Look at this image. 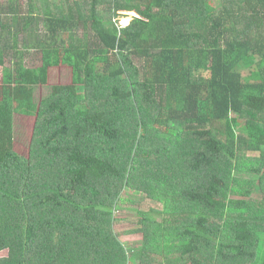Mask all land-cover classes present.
I'll use <instances>...</instances> for the list:
<instances>
[{
    "label": "trees",
    "instance_id": "obj_1",
    "mask_svg": "<svg viewBox=\"0 0 264 264\" xmlns=\"http://www.w3.org/2000/svg\"><path fill=\"white\" fill-rule=\"evenodd\" d=\"M27 5L0 0V264H264V199L238 185L264 189V160L237 156L264 155V0ZM55 66L70 83L35 101Z\"/></svg>",
    "mask_w": 264,
    "mask_h": 264
},
{
    "label": "rangeland",
    "instance_id": "obj_2",
    "mask_svg": "<svg viewBox=\"0 0 264 264\" xmlns=\"http://www.w3.org/2000/svg\"><path fill=\"white\" fill-rule=\"evenodd\" d=\"M27 1L28 0H13L14 9L16 10L18 14L22 15L21 13L27 12L28 10ZM111 13L112 15L116 14V16H113L114 17L113 23L116 26H121V24H123L122 26H126L132 20V18H130L128 23L124 24L122 17L119 15L120 10L114 11V9H112ZM4 21H8V19L5 18ZM19 42H18L17 47L20 44ZM8 43H11V40H8L7 44ZM5 63L7 65L10 63V57L9 59L5 57ZM24 63L30 66L41 63L40 53L37 51H33V52L26 51L24 54ZM70 80H71V77H70L69 68H63L60 66L50 67L48 83L46 85H39L35 88V92H34L35 101H39L41 98H44L45 96H47L52 90V88H54L55 86L57 87L63 84H69ZM26 128L27 127L24 126L23 124L17 123L16 127L14 126V132L11 134V137L9 139L11 140V143L14 144V147L18 150H22L29 145V136L28 134H26L27 133ZM237 156L239 157L242 156L244 158L249 157V159L251 160V163L254 166H256L260 162V160H264V155L260 154L259 152H252L249 150H246V151L238 150ZM252 164H248L249 167H252L253 166ZM241 172L243 173V171ZM254 174H256L257 177H254L251 174L247 173V176L245 177V182L238 183V185H241L242 187H250V189L252 190V196L254 200L259 202L260 200L264 199V189L259 185V182H258L259 174L258 173H254ZM242 175H246V174H242ZM249 177L252 179H255L254 182L251 184L247 182V179ZM121 196H123L124 200L120 202L121 204L119 205L117 210L114 211L115 218H116V224L118 225L115 228H116V231L120 234L119 235V237L121 238L120 240L124 243L126 248H129L131 246H137L141 242V234L127 233V230H129L130 227H132V224L136 222V219L134 218L135 211L131 208V206H135V205L132 203V201H129L128 199L136 200V199H141V197L138 195H134L130 190H124L121 193ZM130 214H133V216L131 215L130 217H127ZM122 232H124L125 234H122ZM0 255H5V251H2Z\"/></svg>",
    "mask_w": 264,
    "mask_h": 264
},
{
    "label": "clouds",
    "instance_id": "obj_3",
    "mask_svg": "<svg viewBox=\"0 0 264 264\" xmlns=\"http://www.w3.org/2000/svg\"><path fill=\"white\" fill-rule=\"evenodd\" d=\"M123 24H121V26H122Z\"/></svg>",
    "mask_w": 264,
    "mask_h": 264
}]
</instances>
